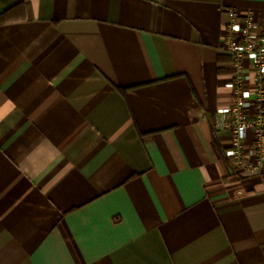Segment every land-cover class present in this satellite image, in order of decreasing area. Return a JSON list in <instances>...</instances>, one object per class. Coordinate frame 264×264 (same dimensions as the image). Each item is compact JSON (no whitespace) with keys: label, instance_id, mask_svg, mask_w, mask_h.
<instances>
[{"label":"crops","instance_id":"1","mask_svg":"<svg viewBox=\"0 0 264 264\" xmlns=\"http://www.w3.org/2000/svg\"><path fill=\"white\" fill-rule=\"evenodd\" d=\"M250 12L0 0V264H264V172L235 173L215 128L221 38Z\"/></svg>","mask_w":264,"mask_h":264},{"label":"built area","instance_id":"2","mask_svg":"<svg viewBox=\"0 0 264 264\" xmlns=\"http://www.w3.org/2000/svg\"><path fill=\"white\" fill-rule=\"evenodd\" d=\"M224 49L233 57L234 71L226 87L232 103L216 111L215 128L228 134L225 157L237 172H264V22L253 13L239 19L232 13ZM248 65H245V62Z\"/></svg>","mask_w":264,"mask_h":264}]
</instances>
